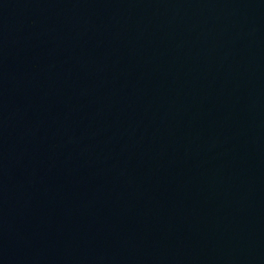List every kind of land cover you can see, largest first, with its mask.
I'll return each mask as SVG.
<instances>
[{"label":"water","instance_id":"water-1","mask_svg":"<svg viewBox=\"0 0 264 264\" xmlns=\"http://www.w3.org/2000/svg\"><path fill=\"white\" fill-rule=\"evenodd\" d=\"M0 264H264V0H0Z\"/></svg>","mask_w":264,"mask_h":264}]
</instances>
